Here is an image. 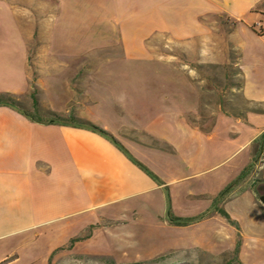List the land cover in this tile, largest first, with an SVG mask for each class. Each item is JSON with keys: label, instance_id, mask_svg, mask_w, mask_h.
Masks as SVG:
<instances>
[{"label": "crops", "instance_id": "crops-1", "mask_svg": "<svg viewBox=\"0 0 264 264\" xmlns=\"http://www.w3.org/2000/svg\"><path fill=\"white\" fill-rule=\"evenodd\" d=\"M211 17L233 24L228 42L240 52L243 98L264 106V36L253 30L264 23V0H0V95L27 99L30 58H39V67L51 74L44 86L48 100H43L50 111L112 135L168 188L176 218H196L212 210L252 164L253 146L264 135V114H250L246 121L220 109L214 114L218 124L243 138L227 160V149L210 147L216 133L205 135L188 121L200 111L201 100H109L105 83L102 90H90L86 100L74 92L64 101L72 93L63 90L60 74L83 69L63 62L117 49L141 60L149 56L148 44L161 36L181 43L204 40ZM36 42L39 47L32 50ZM109 65L93 71L99 78ZM207 113L210 119V109ZM217 160L222 162L210 164ZM260 163L261 175L257 165L219 206L240 225L244 264L264 262V213L255 194L256 180L264 181V159ZM166 216L164 188L107 140L72 127L35 124L0 108V264L20 261L14 258V240L26 244L33 234H51L65 236L62 246L68 233L102 222L116 225V241L105 239L109 247L128 238L135 242L120 257L191 251L220 257L236 251L238 232L218 214L185 228L170 226ZM112 229L104 228L106 234Z\"/></svg>", "mask_w": 264, "mask_h": 264}, {"label": "rangeland", "instance_id": "rangeland-1", "mask_svg": "<svg viewBox=\"0 0 264 264\" xmlns=\"http://www.w3.org/2000/svg\"><path fill=\"white\" fill-rule=\"evenodd\" d=\"M208 22L210 30L208 38L181 43L172 41L168 36L157 37L148 44L149 56L141 60L134 57L127 58L117 49L85 56L74 63L63 62L62 64L66 65H80L83 69L77 74L68 72L60 74L65 79L63 88H68L72 93V96H66L62 100H72L74 92L86 100L90 90H102L105 83H107L109 100H201L200 111L195 112L188 121L194 130L205 135L216 133V144L210 147L220 146L227 149L228 160L240 149L243 138L238 134H231L229 126L218 124L214 114L220 109L230 118L246 121L250 114H264V106L252 105L243 98L240 52L228 42L233 24L219 17H211ZM38 47L39 44L36 42L32 50ZM30 60L29 75L32 87L30 96L35 94L41 118H46L47 113L51 111L44 102L48 100L44 95V86L51 74L39 67L41 65L38 62L39 58L31 57ZM103 64H110V71L98 78L100 74L93 70ZM65 88L63 90H66ZM30 96L22 99L20 103L24 110L32 113L33 103ZM209 109L211 118L207 119ZM180 110L185 109L180 107ZM240 158L242 159L243 156ZM234 161L229 162L230 166ZM221 162L222 160L211 161L210 164L213 166ZM262 168L263 163H260L258 169L260 175ZM225 169L223 167L221 171ZM259 199L260 196L257 197V204L264 213V207L258 202ZM115 226L102 222L98 226L87 227L77 234L68 233L67 242L62 246L60 245L64 238L61 240V237L65 236L33 234L29 236V242L26 244H20V238L14 240V258H19L18 264H238L239 262L234 259L233 254L213 257L200 251H191L187 254L170 253L150 258L120 257L122 253L119 251L120 248L117 246L111 248L105 241V239L116 241L117 230L112 229ZM104 228L112 229L111 233L106 234ZM31 237L33 241L30 240ZM122 243L125 247H129L135 242L128 238ZM134 247H137V244ZM251 264H264V262H251Z\"/></svg>", "mask_w": 264, "mask_h": 264}, {"label": "trees", "instance_id": "trees-1", "mask_svg": "<svg viewBox=\"0 0 264 264\" xmlns=\"http://www.w3.org/2000/svg\"><path fill=\"white\" fill-rule=\"evenodd\" d=\"M30 98L32 99L31 101L33 103L32 113H29L28 111L24 110L21 106L20 101L11 95H0V108H9L14 111H17L18 113L26 117L30 122L35 124H42L46 126L72 127L91 132L107 140L115 148H117L134 166H136L139 170L146 174L154 183L164 188V192L167 198L166 221L170 226L185 228L202 223L206 220L211 219L215 214H218L227 222L229 226L234 228L238 232L240 240L238 241L236 251L233 253V257L236 261H239L237 262L238 264H242L239 260L242 248L240 225L236 221H234L226 211L221 210L219 206L226 199H229L230 196L240 187V185L244 183V181H246L252 176V174L256 171L257 165H259L261 160L264 159V135H262L261 138L256 141L253 146L254 160L252 164L242 173V175L235 182L229 185L227 189H225V191L220 194V196L214 202V208L212 210H209L196 218L179 219L176 218L172 212V204L168 188L164 186V183L154 173H152L148 168L138 162L112 135L89 122L78 120L73 116H70L69 118H63L52 112H48L46 118H41L42 115L39 111V103L38 100H36L35 94H31ZM255 183L259 184V187L264 186V181L256 180ZM255 194L258 197L259 191L256 190Z\"/></svg>", "mask_w": 264, "mask_h": 264}, {"label": "built area", "instance_id": "built-area-1", "mask_svg": "<svg viewBox=\"0 0 264 264\" xmlns=\"http://www.w3.org/2000/svg\"><path fill=\"white\" fill-rule=\"evenodd\" d=\"M253 30L257 34L264 36V23L257 24L256 26L253 27Z\"/></svg>", "mask_w": 264, "mask_h": 264}, {"label": "bare ground", "instance_id": "bare-ground-1", "mask_svg": "<svg viewBox=\"0 0 264 264\" xmlns=\"http://www.w3.org/2000/svg\"><path fill=\"white\" fill-rule=\"evenodd\" d=\"M111 246H114V245H111ZM117 247H120L119 251H124V250H125L124 248H126V247L124 246V244L122 243V240L119 241ZM111 248H113V247H111ZM114 250H115V249H114ZM119 251H118V253H119ZM115 252H117V250H115ZM124 253H125V251H124ZM122 254H123V253H122ZM128 255H132V254H131L130 252H128Z\"/></svg>", "mask_w": 264, "mask_h": 264}, {"label": "flooded vegetation", "instance_id": "flooded-vegetation-1", "mask_svg": "<svg viewBox=\"0 0 264 264\" xmlns=\"http://www.w3.org/2000/svg\"><path fill=\"white\" fill-rule=\"evenodd\" d=\"M258 191H259L260 198L264 197V186H260Z\"/></svg>", "mask_w": 264, "mask_h": 264}, {"label": "water", "instance_id": "water-1", "mask_svg": "<svg viewBox=\"0 0 264 264\" xmlns=\"http://www.w3.org/2000/svg\"><path fill=\"white\" fill-rule=\"evenodd\" d=\"M258 202L264 207V197H261Z\"/></svg>", "mask_w": 264, "mask_h": 264}]
</instances>
